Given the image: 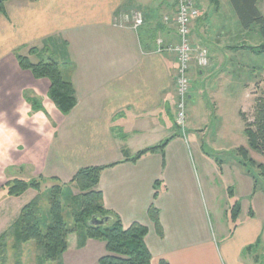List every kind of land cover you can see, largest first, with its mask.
Segmentation results:
<instances>
[{
  "label": "crops",
  "instance_id": "crops-1",
  "mask_svg": "<svg viewBox=\"0 0 264 264\" xmlns=\"http://www.w3.org/2000/svg\"><path fill=\"white\" fill-rule=\"evenodd\" d=\"M194 2L201 16L190 26L189 100L193 106L188 102L186 112L198 117L211 110L216 120L219 107L234 101L235 90L240 88L236 114L243 124V114L253 110L259 80L254 67L249 76L250 68H244L242 58L245 50L257 54L249 48L256 49L258 42L244 45V39L253 34L241 28L233 9L223 10L222 0ZM3 8L0 188L24 172L32 173V178L68 184L80 169L114 165L101 172L97 190L105 210L119 218L125 229L134 223L147 229L144 241L150 264H264V198H255L253 179L249 198H239L233 186H225L229 206L224 217L229 226L220 241L212 240L211 216L221 209L212 201L206 175L202 192L195 186L188 151H200L201 145L194 134L186 139L191 119L182 132L175 124V56L171 51L159 52L157 45L160 41L172 47L178 42L176 26L164 24V18L176 12L175 0H9ZM132 11L143 15V25L136 29L128 18ZM17 55L32 64L50 59L70 68L77 104L68 115H62L49 100V80L35 79L30 71L22 70ZM245 70L246 82L237 83ZM195 128L216 138L214 130ZM242 129L244 133V125ZM164 142L162 152L130 161ZM219 169L223 177L224 165ZM70 188L78 193L74 185ZM28 193L27 204L37 196L33 190L23 195ZM260 200L262 215L255 205ZM234 202L239 203L240 213L232 223L229 210ZM242 202L248 207L245 214ZM151 205L159 212L162 236L148 217ZM19 212L20 207L17 218ZM0 213L2 220L4 212ZM7 214L13 215V210ZM248 247L253 248L247 251ZM87 252H92L98 264L106 254L105 244L88 240L78 248L77 242L71 244L68 239L63 264L68 257L83 259Z\"/></svg>",
  "mask_w": 264,
  "mask_h": 264
},
{
  "label": "trees",
  "instance_id": "trees-1",
  "mask_svg": "<svg viewBox=\"0 0 264 264\" xmlns=\"http://www.w3.org/2000/svg\"><path fill=\"white\" fill-rule=\"evenodd\" d=\"M7 1L9 0H0V14L3 13V6ZM228 1L241 28L245 32H250L256 27L263 41L256 49L249 48L250 51H255L259 55L264 54V17L258 9L260 0ZM33 52L34 50L31 49L30 53ZM16 58L19 67L30 71L35 79L49 80L50 88L47 96L62 115H68L75 108L77 101L69 67L61 66L50 59L32 64L27 57L17 55ZM244 133L248 149L263 155L264 99L256 100L253 124L246 127ZM166 143L145 149L130 161L135 162L147 153L162 152ZM238 155L245 168L257 167L258 176L264 181V165H256L253 160L248 159V151L244 148L238 150ZM112 166L114 165L80 169L68 184H60L56 179L51 178L50 180L57 184L47 190L46 198L40 193L41 185L45 182L42 178L29 181L14 179L5 183L3 187L9 197L18 198L28 190L39 194L20 210L18 218L8 230L9 233L0 236V264H7L8 237L14 241L12 248L15 251V264H20V247L28 242H36L38 245L36 264L47 262L63 264L62 257L67 251L68 239L71 235H76L78 248H83L88 240H97L105 244L107 254L98 260V264H150L151 255L144 241L147 229L137 223L125 229L119 218L105 210L102 194L97 190L101 172ZM71 185L75 186L77 194L72 193ZM62 195H67V198H62ZM228 195L233 197L231 189L228 190ZM64 206L71 213V226L63 217ZM239 213L240 205L234 202L229 210L232 223H235ZM249 216H252V213L249 212ZM148 217L157 234L162 236L159 212L153 205L149 207ZM257 246H259L258 242L253 247ZM253 247H248L247 251ZM160 264L167 263L160 262Z\"/></svg>",
  "mask_w": 264,
  "mask_h": 264
},
{
  "label": "rangeland",
  "instance_id": "rangeland-1",
  "mask_svg": "<svg viewBox=\"0 0 264 264\" xmlns=\"http://www.w3.org/2000/svg\"><path fill=\"white\" fill-rule=\"evenodd\" d=\"M223 4V10L227 13L229 10H232L231 5L228 0H222ZM258 9L262 13L264 17V0H260L258 3ZM233 12V11H232ZM253 34V35H251ZM251 35V36H250ZM249 38L244 39V45L246 46H255L262 44V39L260 38L257 28L255 27L252 31L249 32ZM249 50H245L243 54V63L244 68L249 67V76L252 74V67L255 68L254 75L258 77L259 82L257 83V92L255 94L254 104H253V110H248V112H245L243 114V124L240 122V120L237 117L236 114V107L239 105V102L241 101V96L243 90L238 88V90H235V97H233L234 101H226L223 106L219 107L218 114L216 115V120L213 119L211 110H209L208 114L203 113V116L194 117L190 110L187 112V120H190V131H187L186 139L191 134H194L201 145V150L199 149H191L189 148L188 151V157H189V163L191 167L192 172V178L194 180L195 186L197 190L202 192L204 188V175L207 176L208 182L211 184L212 188V201L216 205L215 207H219L221 211L212 213L211 216V236L213 242L220 241L223 230H226L228 228V223L224 217L225 213L224 210L227 209L226 205L229 206V203L227 202V199L225 197V186L230 185L233 186V189L235 193L239 196V198H249V191L252 190L254 182L256 183V197L255 198H264V181L261 179V177L258 176L259 171L257 167H249L246 168L238 163L237 160L242 161L241 157L239 158L238 155V148H241L242 146L244 148H248L246 136L242 132V128L244 125V128L249 127L253 124L254 121V105L256 100L258 99H264V54H251L248 52ZM240 60V59H239ZM246 69V68H245ZM247 71L245 70V75L240 76V78H236L237 83L239 80H244L246 82L247 79ZM257 80V81H258ZM237 100V102H236ZM193 102L192 100H189V106ZM202 106L201 104H198ZM190 108V107H189ZM188 108V109H189ZM203 110V109H202ZM190 113V114H189ZM202 115V111L201 114ZM197 121V122H196ZM206 127L211 132H215L216 138H209L203 132L198 131L195 127L198 126ZM252 130H254L252 128ZM181 136V135H180ZM185 137V136H184ZM183 138V137H182ZM248 150V149H247ZM248 159L253 160L255 164H264V154L258 155L252 151H248ZM224 165L223 169V177H220V165ZM248 170V173H247ZM15 179H21L25 181H29L32 179H38L37 176H34L35 178H32V173H22V174H15ZM51 179V178H50ZM49 178L45 179V182L41 185V191L43 198H46L47 196V190H49L52 186H54L55 182H52ZM253 179V180H252ZM39 193H37L38 195ZM77 194V193H76ZM30 196V193L20 196L18 198L9 197L6 194V191L4 187L0 188V212H4V215L1 217L2 220H0V236L3 233L8 234V230L11 227V222L15 221L17 219V209L20 207V210L27 205V200ZM62 198H67V195H62ZM260 201L255 202V205H257L258 212L260 215H262V211L260 210ZM243 203L244 208V214L247 212L248 207L246 206L245 202ZM245 203V204H244ZM262 204V202H261ZM45 205V203H44ZM10 210L13 215H8L7 212ZM20 213V212H19ZM216 213L218 216H216ZM1 214V213H0ZM71 213L68 208L65 206L63 207V217L65 221L71 226ZM259 215V214H258ZM260 218V217H259ZM8 224L10 226H8ZM9 227H7V226ZM6 226V228H4ZM7 264H15L16 257H15V251L12 246L14 245V241L11 237L7 238ZM70 243L75 244L77 239L76 235H71ZM21 256H20V264H36V257L39 252L38 245L36 242H28L26 244H23L21 247ZM105 254V252H104ZM107 254V253H106ZM105 254V255H106ZM104 255V256H105ZM83 257V256H80ZM79 257V258H80ZM74 259H69L66 264H97V260H93L92 252H87L83 259H78L76 257H72ZM63 260V257H62ZM63 263V261H62ZM45 264H56L47 262Z\"/></svg>",
  "mask_w": 264,
  "mask_h": 264
},
{
  "label": "built area",
  "instance_id": "built-area-1",
  "mask_svg": "<svg viewBox=\"0 0 264 264\" xmlns=\"http://www.w3.org/2000/svg\"><path fill=\"white\" fill-rule=\"evenodd\" d=\"M176 12L171 18H164V24H173L176 26L178 42L174 46H165L160 41L157 42L158 51H171L175 56L176 75L174 86L176 91L177 103L175 106V124L179 131H183L187 125L186 107L189 102L191 90V81L189 78V69L191 65L193 48L190 42V26L193 21L201 16V12L194 0H175ZM128 18L133 22V28H139L143 25V15L139 11H132ZM201 64L204 59H199Z\"/></svg>",
  "mask_w": 264,
  "mask_h": 264
}]
</instances>
